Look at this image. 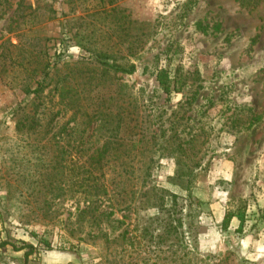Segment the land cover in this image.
Returning <instances> with one entry per match:
<instances>
[{
	"label": "rangeland",
	"instance_id": "rangeland-1",
	"mask_svg": "<svg viewBox=\"0 0 264 264\" xmlns=\"http://www.w3.org/2000/svg\"><path fill=\"white\" fill-rule=\"evenodd\" d=\"M99 55L135 68L98 80ZM178 63L198 75L165 102L155 72ZM48 69L30 114L39 132L27 135L20 108ZM121 101L159 131L147 186L177 194L173 214L139 198L111 212L108 197L86 212L84 193L70 190L71 169L101 145ZM60 152L64 175L43 187L38 171ZM3 241L0 264H264V1L0 0ZM25 244L36 247L26 261L28 248L12 246Z\"/></svg>",
	"mask_w": 264,
	"mask_h": 264
},
{
	"label": "trees",
	"instance_id": "trees-1",
	"mask_svg": "<svg viewBox=\"0 0 264 264\" xmlns=\"http://www.w3.org/2000/svg\"><path fill=\"white\" fill-rule=\"evenodd\" d=\"M264 0H246V4L250 7H255L259 2ZM64 48V43L61 45ZM62 54V51H60ZM59 53V54H61ZM107 55L97 56L99 63L104 65L103 70H99L97 74L98 80L105 78L112 69L122 70L124 72H132L135 68L133 64H128L125 66H120L113 63H107ZM59 59V56L57 57ZM110 69V70H109ZM198 75V72H191L178 63L174 65L171 69L166 67H161L155 72V81L161 92L165 94V102L170 100L172 93H179L185 85L191 80L192 75ZM50 75V69L46 70L42 79L37 83V85L28 91V94H33L34 96L30 99L29 103H26L20 108L22 111L29 110L28 114L25 115L23 119L16 122V128L21 132L35 133L38 130V120L34 118V115H30L31 112L35 115L38 113L40 107V97L41 93L45 90L47 83L46 79ZM68 85L65 84L59 87V90L68 89ZM122 94L121 97H123ZM99 105L96 108V114L102 112ZM104 108L108 109V106L104 105ZM126 106L123 102H119L118 113L115 119L109 120L106 118L100 121V127L102 129L108 130V135L104 132L99 133L96 136V142L101 145L92 151L88 156L87 160L81 166H74L71 169L69 177L67 178V183H69L70 190L74 193L81 192L84 193V201H86V212H94L98 210L105 198L108 197L110 205L107 207L111 208L110 211L114 212L120 210L119 206H124L122 209H134L135 204L132 202L136 198H139L140 209L146 208H158L162 211L166 208L167 203H171L172 206L167 210L172 212L177 211V199L178 196L166 189L158 187H148V180L151 177L153 154L156 152V137L159 135V131L150 129L147 127V118L150 114L146 112L144 115L140 111L134 113H129L126 111ZM23 114H25L23 112ZM144 116V117H143ZM38 126V127H37ZM124 129V130H123ZM121 131L128 132L125 134H120ZM123 132V133H124ZM47 132H45L46 135ZM55 135V134H54ZM50 136L49 141L54 140L55 136ZM67 136H74L72 131H69ZM81 137V136H80ZM77 138L75 137L74 140ZM81 143L84 141L80 138ZM53 144H57L56 141ZM167 147H163L166 149ZM169 152V151H168ZM65 152H60L59 154L50 157L49 162L42 164L41 168L45 171H38L39 181L42 182V186L46 187L44 181L51 183V178L54 176L63 177L64 175V165L63 155ZM162 155V154H161ZM82 171L80 168H82ZM45 176L43 178L42 176ZM51 175V177L49 176ZM25 178V177H24ZM52 179V180H53ZM59 183H64V187L59 184L57 186L58 190H64L66 181L65 179L57 178ZM50 183H47L50 189ZM184 188V187H183ZM185 189V188H184ZM189 197V196H188ZM194 203H200L195 200ZM111 206V207H110ZM233 214L226 213L224 215V227L228 225L230 218ZM241 223L243 222V213L238 212L234 215ZM8 242L3 241L0 243V247H4ZM14 250H21L23 248H28L24 252V261L27 260L28 256L32 254L36 247L31 244H25L19 247L12 245ZM46 246H48L46 244Z\"/></svg>",
	"mask_w": 264,
	"mask_h": 264
},
{
	"label": "crops",
	"instance_id": "crops-1",
	"mask_svg": "<svg viewBox=\"0 0 264 264\" xmlns=\"http://www.w3.org/2000/svg\"><path fill=\"white\" fill-rule=\"evenodd\" d=\"M236 219V218H235ZM246 247H247V245H246ZM248 251H249V249H248Z\"/></svg>",
	"mask_w": 264,
	"mask_h": 264
}]
</instances>
